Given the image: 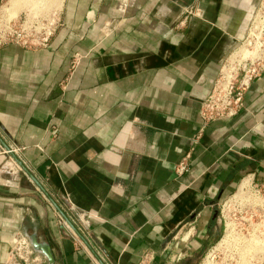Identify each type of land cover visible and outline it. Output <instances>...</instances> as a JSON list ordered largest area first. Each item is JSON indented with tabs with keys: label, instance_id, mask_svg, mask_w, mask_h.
<instances>
[{
	"label": "crops",
	"instance_id": "0c3cea01",
	"mask_svg": "<svg viewBox=\"0 0 264 264\" xmlns=\"http://www.w3.org/2000/svg\"><path fill=\"white\" fill-rule=\"evenodd\" d=\"M250 1L64 0L46 48L0 49V138L106 264H200L216 207L264 173V68L234 118L200 116ZM26 236L98 264L0 142V264Z\"/></svg>",
	"mask_w": 264,
	"mask_h": 264
},
{
	"label": "rangeland",
	"instance_id": "374dc122",
	"mask_svg": "<svg viewBox=\"0 0 264 264\" xmlns=\"http://www.w3.org/2000/svg\"><path fill=\"white\" fill-rule=\"evenodd\" d=\"M184 4L180 1V6ZM63 5L64 0H0V18L7 14L23 23L41 20L53 12L61 18ZM246 23L247 35L237 50H251V57L258 56L259 44L264 43V0L250 1ZM232 58L230 62H235L241 56ZM228 70L225 69L224 77L229 81L235 73L229 74ZM245 181V187L240 189ZM214 215L220 221L219 238L206 249L200 264H264V173L258 181L244 174L216 207Z\"/></svg>",
	"mask_w": 264,
	"mask_h": 264
},
{
	"label": "built area",
	"instance_id": "2783aa9c",
	"mask_svg": "<svg viewBox=\"0 0 264 264\" xmlns=\"http://www.w3.org/2000/svg\"><path fill=\"white\" fill-rule=\"evenodd\" d=\"M60 22V16H56V12L41 20H26L23 23L16 19L7 21L1 16L0 49L7 45H15L26 50L46 48ZM232 56L233 54L226 60L212 94L202 104L200 116L205 123L221 118H234L242 109L244 91L264 68V43L259 44L258 56L239 58L235 62H230ZM226 68L229 69L227 71L229 74L235 73L232 80L225 79ZM186 171L187 163L183 160L177 166V173L181 175ZM11 255L23 264L37 263L31 259L33 251L26 238L16 241ZM152 261V255L147 254L139 264H151Z\"/></svg>",
	"mask_w": 264,
	"mask_h": 264
},
{
	"label": "water",
	"instance_id": "95a60500",
	"mask_svg": "<svg viewBox=\"0 0 264 264\" xmlns=\"http://www.w3.org/2000/svg\"><path fill=\"white\" fill-rule=\"evenodd\" d=\"M0 142L3 145L6 152L13 159L16 165L19 167L21 171H23L27 177L32 181V183L37 187V189L42 193V195L46 198V200L52 205V207L59 214L63 222L67 225V227L73 232V234L82 242L85 248L90 252L93 258L96 260L98 264H106L104 260L100 257L97 251L94 249L88 238L80 231V229L76 226V224L72 221L70 216L64 212V210L60 207L54 197L50 194V192L36 179V177L30 172V170L21 162V160L16 156L13 150L5 144L3 140L0 138ZM75 219H77V214H72ZM215 218V217H214ZM26 239L29 242L30 247L33 252L42 255L48 264H54V258L51 251V248L48 244L40 243L36 240L35 236H26Z\"/></svg>",
	"mask_w": 264,
	"mask_h": 264
},
{
	"label": "bare ground",
	"instance_id": "6f19581e",
	"mask_svg": "<svg viewBox=\"0 0 264 264\" xmlns=\"http://www.w3.org/2000/svg\"><path fill=\"white\" fill-rule=\"evenodd\" d=\"M16 2V0H14ZM19 1V0H18ZM62 1V0H61ZM58 2V1H57ZM14 4V3H13ZM59 6V5H58ZM5 18L7 21H10V20H14L16 19L17 17H10V16H7V14L5 15ZM238 54L241 56L242 59H247L248 57L251 58V56L254 54V52H252L251 50H241V51H236L234 54H233V58L234 59L236 56H238ZM232 61V60H231ZM246 185V181L243 182L240 186V189H243ZM256 247V246H255ZM261 250V248H260Z\"/></svg>",
	"mask_w": 264,
	"mask_h": 264
}]
</instances>
